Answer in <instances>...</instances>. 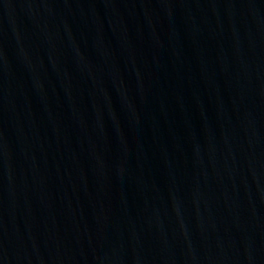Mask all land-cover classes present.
<instances>
[{"label":"water","instance_id":"water-1","mask_svg":"<svg viewBox=\"0 0 264 264\" xmlns=\"http://www.w3.org/2000/svg\"><path fill=\"white\" fill-rule=\"evenodd\" d=\"M0 264H264V0H0Z\"/></svg>","mask_w":264,"mask_h":264}]
</instances>
